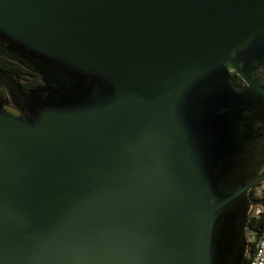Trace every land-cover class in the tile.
<instances>
[{
	"label": "water",
	"instance_id": "water-1",
	"mask_svg": "<svg viewBox=\"0 0 264 264\" xmlns=\"http://www.w3.org/2000/svg\"><path fill=\"white\" fill-rule=\"evenodd\" d=\"M0 56V264H244L264 0H0Z\"/></svg>",
	"mask_w": 264,
	"mask_h": 264
},
{
	"label": "flooded vegetation",
	"instance_id": "flooded-vegetation-1",
	"mask_svg": "<svg viewBox=\"0 0 264 264\" xmlns=\"http://www.w3.org/2000/svg\"><path fill=\"white\" fill-rule=\"evenodd\" d=\"M6 59L8 61L7 64L0 61V68L14 73L24 90H30L45 85V79H47V76L46 74H43L40 68L36 67L34 64L22 63L16 59ZM2 94H5V91L2 90Z\"/></svg>",
	"mask_w": 264,
	"mask_h": 264
},
{
	"label": "trees",
	"instance_id": "trees-1",
	"mask_svg": "<svg viewBox=\"0 0 264 264\" xmlns=\"http://www.w3.org/2000/svg\"><path fill=\"white\" fill-rule=\"evenodd\" d=\"M0 61H2L5 64H7V62H8L7 59L4 57H0ZM261 184L262 183L256 185L255 187H253L249 191V197H250L253 205H252V209L249 213L247 231L255 232L256 233L255 239H257L260 236V234L262 232V228H263V223H264V212H263V210L258 215H256L254 213V207L255 206H259V205L264 206V195L259 196L256 194V189ZM255 239H249L250 241H249L248 254H247V257L245 259L244 264H247L253 255L254 248H255Z\"/></svg>",
	"mask_w": 264,
	"mask_h": 264
},
{
	"label": "built area",
	"instance_id": "built-area-1",
	"mask_svg": "<svg viewBox=\"0 0 264 264\" xmlns=\"http://www.w3.org/2000/svg\"><path fill=\"white\" fill-rule=\"evenodd\" d=\"M260 212L261 210H258L255 214L258 215ZM247 264H264V223L260 236L255 239L254 252Z\"/></svg>",
	"mask_w": 264,
	"mask_h": 264
},
{
	"label": "rangeland",
	"instance_id": "rangeland-1",
	"mask_svg": "<svg viewBox=\"0 0 264 264\" xmlns=\"http://www.w3.org/2000/svg\"><path fill=\"white\" fill-rule=\"evenodd\" d=\"M256 194L259 196H263L264 195V181L262 182V184L260 186L257 187L256 189ZM263 205H259V206H255L254 207V213H256L258 210H263ZM248 233V238L249 239H255L256 237V233L253 231H247Z\"/></svg>",
	"mask_w": 264,
	"mask_h": 264
}]
</instances>
